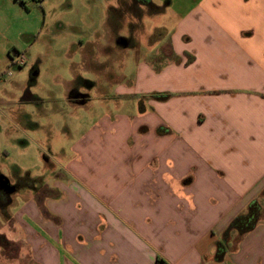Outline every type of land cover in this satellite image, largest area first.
<instances>
[{
  "label": "crops",
  "instance_id": "0c3cea01",
  "mask_svg": "<svg viewBox=\"0 0 264 264\" xmlns=\"http://www.w3.org/2000/svg\"><path fill=\"white\" fill-rule=\"evenodd\" d=\"M169 51L138 79L170 94L148 102L146 160L116 191L73 178L0 213V264H264V0H199ZM252 204L253 227L230 230Z\"/></svg>",
  "mask_w": 264,
  "mask_h": 264
},
{
  "label": "rangeland",
  "instance_id": "374dc122",
  "mask_svg": "<svg viewBox=\"0 0 264 264\" xmlns=\"http://www.w3.org/2000/svg\"><path fill=\"white\" fill-rule=\"evenodd\" d=\"M19 1L0 0V175L13 187L8 216L24 197L50 193L54 182L114 177L109 189L116 191L115 179L146 160L154 129L142 127L154 122L148 102L158 88L149 86L152 78L139 88L138 79L145 63L166 65L175 22L199 0ZM116 33L136 46L117 45ZM18 54L22 66L13 63ZM167 77L157 85L168 87ZM72 89L86 102L71 101Z\"/></svg>",
  "mask_w": 264,
  "mask_h": 264
},
{
  "label": "trees",
  "instance_id": "16d2710c",
  "mask_svg": "<svg viewBox=\"0 0 264 264\" xmlns=\"http://www.w3.org/2000/svg\"><path fill=\"white\" fill-rule=\"evenodd\" d=\"M21 4H23V1H19ZM189 59L186 60L185 64L189 63ZM159 94V95H158ZM170 94L169 93H158L157 92V96L156 98L158 99H166ZM1 192V191H0ZM10 198L8 197V194H6V196H2L0 193V213H2V215L4 217H6V219L9 217L8 214L6 213L5 208L7 207V205L10 204ZM258 218V209L256 207L255 204H252L247 213L244 215H240L237 216L236 218H234L230 224H229V229L230 230H237L239 231V233H244L245 231L250 230L253 225L255 224L256 220ZM7 240L5 239V237L0 234V245H7ZM219 257V256H218ZM156 264H166V262H164L163 259L158 258L157 259V263Z\"/></svg>",
  "mask_w": 264,
  "mask_h": 264
},
{
  "label": "flooded vegetation",
  "instance_id": "af4514ba",
  "mask_svg": "<svg viewBox=\"0 0 264 264\" xmlns=\"http://www.w3.org/2000/svg\"><path fill=\"white\" fill-rule=\"evenodd\" d=\"M132 40L128 39L126 36H124V35H122L120 33H116V34L113 35V41L117 45H122V44H120V42L121 41H125V44L122 45V46H125V47H127V46H134V45L136 46V43H134V42L131 43ZM31 73H32V76H35L36 70L35 69H32ZM26 95L29 96V93L27 92ZM68 98L70 100L74 101V102H77L79 104H83L87 100V95L86 94H82V93L78 92L77 90L72 89L68 93ZM0 177H1V175H0ZM1 181H2V179H0V191H1L0 193H1L2 196H6V194H8V193L4 190L3 187H1Z\"/></svg>",
  "mask_w": 264,
  "mask_h": 264
},
{
  "label": "water",
  "instance_id": "95a60500",
  "mask_svg": "<svg viewBox=\"0 0 264 264\" xmlns=\"http://www.w3.org/2000/svg\"><path fill=\"white\" fill-rule=\"evenodd\" d=\"M120 44L124 45L125 41H121ZM0 179H2L1 187H3L7 193H11L13 191V187L9 184L8 178H6L4 175H1Z\"/></svg>",
  "mask_w": 264,
  "mask_h": 264
},
{
  "label": "built area",
  "instance_id": "2783aa9c",
  "mask_svg": "<svg viewBox=\"0 0 264 264\" xmlns=\"http://www.w3.org/2000/svg\"><path fill=\"white\" fill-rule=\"evenodd\" d=\"M12 60H13V63L17 66H22L26 63V58L23 54H18L16 58Z\"/></svg>",
  "mask_w": 264,
  "mask_h": 264
}]
</instances>
